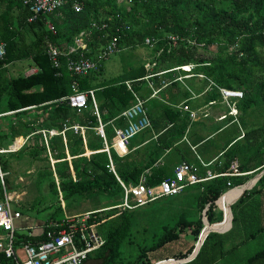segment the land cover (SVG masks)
Wrapping results in <instances>:
<instances>
[{
  "label": "trees",
  "instance_id": "1",
  "mask_svg": "<svg viewBox=\"0 0 264 264\" xmlns=\"http://www.w3.org/2000/svg\"><path fill=\"white\" fill-rule=\"evenodd\" d=\"M62 1L61 8L29 23L31 12L21 0H0V39L6 43L5 54L0 59V115L3 114L0 116V149H7L2 144L8 139L12 141L18 136H28L18 151L0 153V172L8 173L11 159L27 158L29 162L44 163L33 178L39 195L28 209L17 208L24 217L37 207V213L46 212L42 231L29 236L26 231L16 230L15 248L45 240L49 223H62L64 215L94 212L90 221L98 222L97 230L104 244L88 255L85 264H155L185 259L192 254L194 247L189 245L184 251L180 250L175 244L182 241L181 235L189 232L198 239L204 227L203 217L210 224L205 223V227L216 226L211 224L220 222L222 213L216 212L215 202L226 190L228 182L232 187L241 186L247 175L215 177L188 186H199L196 202L199 215L194 217L182 213L172 224H163L161 235L152 244L140 246L136 258L123 263L120 260L121 246L130 237L134 227L133 210L138 207H118L124 197L118 179L128 187L137 185L143 176L144 184L152 187L171 177V168L174 171L182 163L189 164L192 159L184 150L189 149V145L180 143L186 133L188 116L162 104L163 112L172 113L173 118L168 117L163 127H159L161 133L154 141L123 157H119L111 147L114 129L107 122L119 118L114 126H125L121 115L135 103V97L141 95L147 82L152 83L153 89L161 82L173 86L180 93L179 98L186 102L191 92L204 94L202 99L208 103L220 100V88L240 91L242 97L235 105L240 112V121L225 131L229 133V140L221 149L220 164L216 163L210 169L216 174L224 173L236 162L239 173L253 174L263 170L264 0ZM75 4L78 11L74 9ZM48 22L54 32L47 27ZM92 25L96 27L92 28ZM28 30L34 32L35 40L26 44L24 35ZM83 31H91L83 37V56L94 61L96 69L84 76L70 75L63 56L60 57V68L55 69L45 54L47 45H73ZM117 36L120 38L117 41L119 50L114 54L120 55V71L109 74L104 62L110 56L100 59L99 54ZM147 38L156 41L152 47L146 46ZM21 40L24 51L20 49ZM137 48L147 49L151 57L138 63L132 54ZM29 58L35 73L17 77L8 74V64ZM188 65L192 68L187 72L179 68ZM159 73L165 74V80L156 79ZM188 75L183 79V85L177 80ZM73 83L77 84V91H93L100 121L90 99L80 113L70 107L67 97L73 93ZM74 124L85 128L83 137L69 129ZM100 124L104 139L97 131ZM65 126L68 127L65 142L61 135H57L48 138L45 144L42 132L47 136L49 131L61 132ZM239 126L243 131L241 136ZM141 133L146 135V131L137 135ZM87 151L90 152L88 156L85 155ZM194 166L200 176L201 163ZM8 185L7 177H0V200ZM256 185L245 191L231 207L232 223L237 222L236 212L247 192L261 191L264 174ZM222 197L217 201L218 207ZM129 202L135 206L134 202ZM227 215L225 213L221 224L227 222ZM214 236L215 233L210 232L192 261L183 264L205 257ZM0 264L15 263L0 254ZM245 264H264V247L249 256Z\"/></svg>",
  "mask_w": 264,
  "mask_h": 264
},
{
  "label": "built area",
  "instance_id": "2",
  "mask_svg": "<svg viewBox=\"0 0 264 264\" xmlns=\"http://www.w3.org/2000/svg\"><path fill=\"white\" fill-rule=\"evenodd\" d=\"M21 1L25 6L29 7V11L31 12L27 20L29 23L35 22L41 15L55 12L63 5L62 0ZM74 9L75 11L79 10L77 4L74 5ZM47 27L54 32L51 23L48 22ZM95 27L96 25H92V28ZM82 36L84 35L81 34L79 37L75 38V45L69 47L65 52H62L53 45L47 47L46 54L55 68L59 67L58 58L63 56L67 59V69L73 76H84L88 74L89 71L96 69L97 64L83 56L84 45L82 44ZM118 39H120L119 36L114 37L102 48L99 54L100 59H107L112 54L118 52ZM155 42L154 39L150 38L145 40L146 46L149 47H152ZM4 54L5 44L1 43L0 59L3 58ZM179 68L187 72L192 66L188 65ZM219 90L224 99L242 97V92L240 91L224 88H220ZM88 99L91 100L95 115L99 121V114L93 91H77V84L73 83V93L67 97L70 107L75 109L77 113H80L86 108ZM135 99V103L122 113L126 125L114 130V146L122 155L126 153L130 139L149 126L144 102L137 96ZM184 109L187 110V107L184 106ZM230 113L231 115H235L236 109L233 108ZM194 116V113L190 112V117L194 118ZM65 128L66 127H64V129ZM69 129H72L74 132H80L81 134L84 132V128L78 125H72ZM97 131L104 139L105 136L101 124L97 128ZM42 133L43 135L45 134V132ZM48 133L50 136L53 135L52 131ZM26 140L27 138L21 139V142H17V144L14 142L9 149L0 150V153L16 152L24 145ZM197 170L198 169L192 164L182 163L175 167L171 177L165 178L156 186L147 187L144 184V179H140L139 183L135 186L126 187L121 183L124 190V199L119 207L132 209L134 207L144 206L159 199L178 195L188 186L200 184L220 176L206 171V177L201 178L197 175ZM234 174L239 173L234 170ZM3 176H5V174L0 172V177L3 178ZM227 185L229 186V183H227ZM130 200L135 203V206L130 205ZM223 214L225 215L224 212ZM92 215L93 212L78 215H65L62 223L50 222L48 225L49 229L45 233V240L26 243L17 248L18 251L24 255L21 260L19 252L15 248L14 233L16 231L15 223L22 218V214L19 210H15L12 207L11 199L4 191V198L0 200V231L3 233V235H0V254H3L6 258L12 259L15 264H85L88 255L98 250L104 244V239L97 230L98 222L90 221ZM59 226L61 228L58 230ZM31 229L32 228L27 231L29 236H32ZM41 231L42 229L40 232ZM157 263L159 264V262Z\"/></svg>",
  "mask_w": 264,
  "mask_h": 264
},
{
  "label": "crops",
  "instance_id": "3",
  "mask_svg": "<svg viewBox=\"0 0 264 264\" xmlns=\"http://www.w3.org/2000/svg\"><path fill=\"white\" fill-rule=\"evenodd\" d=\"M90 33L91 31L89 32L83 31L80 34L87 35ZM83 37L84 36H82V44L84 45V48H85V43H84L85 37L84 38ZM34 40H35L34 32H31L29 30L25 32L24 42L26 44L32 43ZM1 43H4L5 48H6V43L0 39V44ZM49 45H52V44H48L47 47ZM74 45H75V40H74L73 45L67 46V45L61 44V45H57V48L60 49L62 52H65L69 47H72ZM20 49L22 51H24L25 49L23 46L22 40H21ZM46 50H45V54H46ZM63 58L65 59V68L67 72L71 75L70 71L67 69V65H66L67 59L65 57ZM25 60H28L29 64H27L28 65L27 69L23 68L24 69L23 76H28L30 74L35 73L36 69L32 66L30 58L25 59ZM22 61L24 60L16 61L15 64L22 65L24 64ZM58 61H59V67L55 68L53 66L55 69H59L61 66L60 58H58ZM50 62L52 63L51 60ZM9 66L10 64L7 65V68ZM29 71H31L30 74H28ZM119 71L120 69H117L116 71L115 70L107 71L106 73L116 74ZM156 77H157L156 78L157 80H161V81L165 80L164 73H159L158 75H156ZM188 77L189 75L184 76V77H178L177 80L180 82V84L183 85L184 84L183 79L188 78ZM146 84L147 86L144 87V90L141 91L140 93L141 95L138 96L144 102V107L146 109V116L149 120V126L143 130V131H146V135L143 136V134L141 133V135H137L136 137L132 138L131 143L127 147L126 153L122 155L121 152L114 146L115 145L114 144L115 143L114 142L115 133H114L113 138H112L111 147L114 149V151L119 157H123L127 155L128 153H130L131 151L142 149V147H144L150 141H154L159 136V133H161V130L159 129V127L167 121L168 117L173 118L172 113L163 112L161 106L162 104H165V105L170 106L171 109L179 111L181 115L186 114L188 116V126L186 129V133L180 143L184 142L189 145L188 146L189 149H184L188 151L187 155L190 159H192L189 164L195 165L197 164V162H200L202 165V168L200 169L201 175L199 177L201 178L206 177V171L212 172L210 167L216 163H219L220 156L223 153L221 149L224 146L225 142L229 140V133H226L225 131L227 129H230V125H233L240 121V117H239L240 112L236 109V106H235L237 103V100L240 98L224 99L220 90H218L220 94V100L218 101L204 103L202 99L204 94H196L194 92H191V97L188 100V102H186L184 100H181V98H179L180 93L177 91V89L174 88L173 86H170L169 84H165L161 82L159 86L155 89L152 88L151 82H147ZM149 90H151L150 93H149ZM207 90H210V87ZM172 100H176V102H173ZM184 106L187 107V110L184 109ZM233 108L236 109V115H231L230 113ZM22 110H25V109H22ZM190 112L194 113L195 115L194 118L190 117ZM10 113H14V112H10ZM6 114H9V113H6ZM117 120H119V118L113 119L112 121H108L107 124L111 126L114 130L118 128H122V127L114 126V122ZM99 121H100V117H99ZM74 125H78V124H74ZM65 127L66 128L61 132L51 130L53 132V135L51 136L49 135V133L47 134V136L44 134L45 144L47 145L48 138L57 136V135H61L63 138V141L65 142V131L68 130L67 129L68 127L67 126ZM169 127H171V125H168V128ZM239 130H240V136H241L243 134V131L241 130L240 126H239ZM84 131H85V128H84ZM81 135L83 137L84 132ZM144 137H145L144 139L145 141L142 142V138ZM26 138H28V136H18L14 138V140L11 141L9 147L14 142L17 144V142H21V139H26ZM9 147H7V149H9ZM201 147L202 149H200ZM0 150H5V149H0ZM105 150L106 152H108V146H106ZM166 153H168V151ZM85 155L86 156L90 155V152L87 151ZM68 159L70 160V157H68ZM111 170L114 172L112 166H111ZM234 170H236V172L239 173V171H237L236 162H233L229 170L224 173L216 174L212 172V174L214 175H220L217 177H234V176L247 175V180L243 185L237 186V187H232V185H230V183L228 182L229 186L226 184V190H224L223 194L220 196V198L222 196L223 197L219 203V207L217 205V201L215 202L219 211L222 213V220L217 223H222L225 220L224 219L225 215L223 214V212L228 214L227 215L228 220L225 224L211 226V230L216 231V232H213L215 233V236L212 237L211 239L212 247L209 249L208 254L206 253L204 255L205 257H203V258H207V261H208L207 264H241V263L245 264L246 259L249 256L256 253V252L254 253L249 252L253 242L258 240L262 234L264 235V224H263L264 221H262L264 219V216H263L264 212L262 213L260 211L261 208L264 207V186L262 188H259L261 191L258 193H252V192L248 193L247 192V196L245 197L244 201L240 203L239 205L240 210L243 212L244 220L246 221L245 225L243 226L237 225V222L239 220V216L237 215H236L237 222L232 223L233 213L231 210V207L237 202V200L242 196V194L245 191L251 190L256 185L258 180L254 181L253 179L257 177V175L260 174L262 170L259 173L255 172L253 174L252 172L234 174ZM170 172H173L172 168L170 169ZM262 175L263 174H261V176ZM140 179H144V177L142 176ZM118 181L121 185L122 182L119 179ZM238 189H241V190H238ZM4 191L5 193H7L5 188H4ZM241 191L243 192L241 193ZM239 192L240 194H236ZM231 197H232V200H231ZM14 209L17 210L16 208ZM218 209L216 208V212H218ZM204 212L205 211H203V214ZM15 226H16V230L23 229L26 232L30 228H32L31 229L32 235L41 233L40 231L37 232L33 228V223H29L28 221L23 220V218L21 220L16 221ZM41 228H42V225H41ZM192 259L187 261L186 263L192 261ZM194 263L195 262H191L190 264H194Z\"/></svg>",
  "mask_w": 264,
  "mask_h": 264
},
{
  "label": "rangeland",
  "instance_id": "4",
  "mask_svg": "<svg viewBox=\"0 0 264 264\" xmlns=\"http://www.w3.org/2000/svg\"><path fill=\"white\" fill-rule=\"evenodd\" d=\"M132 54L133 59H135L138 63L145 62L151 57L149 51L144 48H137ZM119 56V54H113L104 62V66L107 71H116L117 69H120ZM22 62L24 63L22 65L15 64V62L10 64L8 67V74L12 77L23 75V68H28L27 64H29V61L24 60ZM30 73L31 71L28 72V74ZM10 143L11 140L8 139L4 144H2V146L9 147ZM51 163L53 162L51 161ZM43 164V162H29L27 158L10 160L9 171L5 176L9 180V185L6 187V192L11 199L12 207L16 209L19 208L20 210H26L32 204L33 199L39 195L35 190L33 178L37 170L41 169ZM259 178H254L253 180L257 181ZM198 195L199 186H194L193 188L185 189L182 193L175 195L174 197L161 199L154 203L140 206L133 210L134 227L131 230L129 239L121 246V262L126 263L128 261H133L138 254V248L140 246L143 247L152 244L156 238L161 235V226L163 224H172L178 218L179 214L185 213L188 215L192 214L191 216L194 217L198 216L199 212L196 209V199ZM36 209L39 210V207ZM37 210H30V214L25 218L22 216V218L29 223H33V228L38 232L41 229L42 220L45 215H47V213L44 212L39 214L37 213ZM260 211L263 213L264 207H262ZM188 215L186 217H188ZM236 215L239 216L237 225H245L246 221L244 220L243 212L240 209L239 212H236ZM203 219L206 220L204 217ZM262 221H264V219ZM145 228L147 231H144ZM22 231L25 232L23 229ZM0 235H3L1 231ZM181 240L182 241L177 242L175 245H177L179 249L181 248L180 250L184 251L189 245H192V247L195 248L198 239H194L192 234L186 232V234L181 235ZM263 247L264 235L262 234L258 240L253 242L249 252H257ZM18 252L20 259L22 260L24 255L20 251ZM151 256L152 254H150V258ZM152 259L154 261L153 257ZM207 262V258H202L196 261L194 264H207Z\"/></svg>",
  "mask_w": 264,
  "mask_h": 264
},
{
  "label": "water",
  "instance_id": "5",
  "mask_svg": "<svg viewBox=\"0 0 264 264\" xmlns=\"http://www.w3.org/2000/svg\"><path fill=\"white\" fill-rule=\"evenodd\" d=\"M261 174H264V169L260 172V174L257 175V177H255V179H258V178L261 176ZM242 192H243V191H241V193H242ZM219 199H220V197H219ZM219 199H218V200H219ZM218 200H217V201H218ZM224 219H225V218H224ZM203 222H204V227L202 228L201 233H200V235H199V237H198V240H197V244L195 245V248H194L192 254H191L189 257H187V258H185V259H182V260H166V261H163V262H159V264H176V263L183 264V263H186L187 261L191 260V259L196 255V253L198 252V250H199L200 246L202 245V242H203V240L205 239V237H206L210 232H216V231L210 230L209 232H207V233L205 234L204 238L201 240L202 235L204 234V231H205V223H207L208 225H210V224H209L206 220H204V219H203ZM217 224H221V223H217ZM217 224H211V225H217ZM155 264H158V263H155Z\"/></svg>",
  "mask_w": 264,
  "mask_h": 264
},
{
  "label": "bare ground",
  "instance_id": "6",
  "mask_svg": "<svg viewBox=\"0 0 264 264\" xmlns=\"http://www.w3.org/2000/svg\"><path fill=\"white\" fill-rule=\"evenodd\" d=\"M210 230H211V226H207V227H205V231H204V234L202 235L201 240L204 238L205 234H206L207 232H209Z\"/></svg>",
  "mask_w": 264,
  "mask_h": 264
},
{
  "label": "clouds",
  "instance_id": "7",
  "mask_svg": "<svg viewBox=\"0 0 264 264\" xmlns=\"http://www.w3.org/2000/svg\"><path fill=\"white\" fill-rule=\"evenodd\" d=\"M236 115V114H235Z\"/></svg>",
  "mask_w": 264,
  "mask_h": 264
}]
</instances>
